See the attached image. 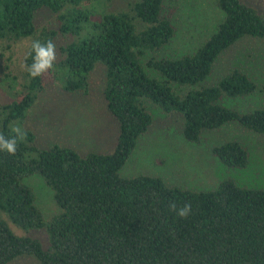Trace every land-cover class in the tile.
<instances>
[{"label": "trees", "instance_id": "trees-1", "mask_svg": "<svg viewBox=\"0 0 264 264\" xmlns=\"http://www.w3.org/2000/svg\"><path fill=\"white\" fill-rule=\"evenodd\" d=\"M128 1L125 9L111 10L112 0H0V55L28 42L20 91L0 102V133L8 136L17 125L27 133L14 156L0 151V264L24 256L36 264H264L263 190L227 179L214 189L192 191L168 187L157 177L118 174L151 124L148 103L178 115L188 143L230 122L264 136V109L238 113L220 104L257 92L243 73L230 70L213 86H197L237 40H264V14L240 0H214L223 18L199 47L180 57L155 58L175 31L163 13L164 0ZM43 9L53 14L55 30L35 26ZM58 35L70 39L57 48L54 68L31 78V42ZM96 63L104 66L102 97L117 124L113 151L38 149L34 134L22 127L38 94L57 84L66 93L86 95ZM210 151L225 168L247 165L248 154L236 141ZM30 176L51 191L57 213L47 219L24 183ZM171 201L178 207L191 203V214L178 217L169 210ZM9 226L43 230L48 246L42 249L38 240L15 235Z\"/></svg>", "mask_w": 264, "mask_h": 264}, {"label": "rangeland", "instance_id": "rangeland-1", "mask_svg": "<svg viewBox=\"0 0 264 264\" xmlns=\"http://www.w3.org/2000/svg\"><path fill=\"white\" fill-rule=\"evenodd\" d=\"M264 14V0H240ZM128 0H112L111 10L125 9ZM163 13L168 14L174 36L153 57H180L191 54L215 30L223 14L214 0H164ZM36 27L56 29L53 14L43 9L34 19ZM70 38L57 36V48ZM28 42L23 40L10 54L0 55V102L11 100L19 93L23 70L22 58ZM8 56V58H7ZM146 55L145 58H148ZM59 54L57 51V59ZM238 70L257 87V92L245 97L226 98L220 104L238 113L264 109V40L244 37L221 52L208 76L198 87H209L228 71ZM104 66L96 63L87 76V94L66 93L57 84H47L28 111L22 127L31 131L34 144L46 150L52 146L73 149L78 155L109 154L113 151L117 124L106 110L102 97ZM263 88V89H262ZM151 124L138 137L135 146L118 174L122 178L148 176L160 178L168 187L192 191L214 189L223 180H233L242 187L264 191V136L243 129L234 122L216 130L203 132L197 144L186 142L181 135V120L174 113L146 106ZM228 141L238 142L248 154L243 169H228L211 154V148ZM35 196V204L44 219L57 213L51 191L38 176L24 180ZM15 235L39 241L42 249L48 246L43 230H19L9 226ZM8 264H36L32 256L18 257Z\"/></svg>", "mask_w": 264, "mask_h": 264}, {"label": "clouds", "instance_id": "clouds-1", "mask_svg": "<svg viewBox=\"0 0 264 264\" xmlns=\"http://www.w3.org/2000/svg\"><path fill=\"white\" fill-rule=\"evenodd\" d=\"M32 63L26 66V70L31 78L41 77L49 70L54 68L57 60V45L51 39L45 42L33 40L30 45ZM27 133L19 125L11 128L10 134L5 136L0 133V151H5L10 155H15L18 144L26 140ZM169 210L176 213L182 219H186L191 214V203H185L178 207L175 201H171L168 205Z\"/></svg>", "mask_w": 264, "mask_h": 264}]
</instances>
